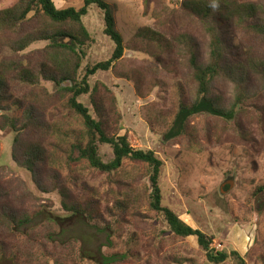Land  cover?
Wrapping results in <instances>:
<instances>
[{
	"label": "rangeland",
	"instance_id": "1",
	"mask_svg": "<svg viewBox=\"0 0 264 264\" xmlns=\"http://www.w3.org/2000/svg\"><path fill=\"white\" fill-rule=\"evenodd\" d=\"M23 1L0 0V10ZM104 1L115 9L126 50L108 71L89 77V93L78 101L103 123L110 136L125 135L132 148L153 151L163 161V206L211 238L215 251H235L246 264H264V193L251 195L257 186L264 185V91L258 78L250 75L251 100L237 116L239 128L234 122L200 114L189 120L185 136L163 141L181 100L180 93L189 96L195 86L187 67V47L180 38L193 39L203 63L208 37L195 20L182 12V0ZM243 1L264 9V0ZM52 2L57 9H78L83 0ZM81 20L91 42L84 49L79 78L87 67L108 60L114 49L113 42L103 34V14L96 5H90ZM47 25L44 16L34 12L16 29L0 23V73L7 92L0 104V206L31 217L37 212L65 215L60 195L50 187L49 177L55 174L67 191L68 202L97 203L99 226L110 229L98 231L76 218L57 228L41 214L28 225L36 227L33 243L19 234L1 236L6 252L19 251L21 264H27L28 256L30 264H53L41 258L43 251L59 264H91L78 260L80 251L97 256L126 254L127 260L119 264H212L195 237H175L161 214L148 210L143 200L133 216L120 214L119 221L106 213L123 195H144L148 191L146 165L125 160L119 171L107 175L89 169L85 162L66 166L49 159L55 153L57 132L82 127L81 120L65 109L50 81L38 77L30 85L18 80L21 70L36 72L40 64L46 63L47 41H36L20 51L17 46L24 36ZM144 30L159 32L172 45L161 51L149 50L148 45H155L145 37L148 33ZM225 38L233 41L229 60L244 62L250 56L264 61V42L255 34L232 27ZM233 91L229 81L220 79L213 82L211 94L228 105ZM28 114L33 118L26 126ZM5 118L15 121V129L4 125ZM16 136L19 147L14 146ZM33 144L43 150L44 157L30 171L14 159L13 153L19 158L25 146ZM60 153L61 149L56 152L58 156ZM99 155L103 162L113 157L108 145L99 146ZM52 230L57 233L54 239L58 243L50 246L43 237ZM70 237L76 241L68 245ZM32 257L38 261H32ZM221 264L238 263L229 256Z\"/></svg>",
	"mask_w": 264,
	"mask_h": 264
},
{
	"label": "trees",
	"instance_id": "2",
	"mask_svg": "<svg viewBox=\"0 0 264 264\" xmlns=\"http://www.w3.org/2000/svg\"><path fill=\"white\" fill-rule=\"evenodd\" d=\"M90 5H96L102 12L103 34L113 42L114 49L108 60L87 67L85 74L79 78L78 70L85 57L84 49L91 42V37L81 19L86 15ZM180 7L185 15L198 23L206 38L208 37L207 59L203 63L199 61L197 44L192 38L188 36L180 38L187 47V67L195 86L189 96L180 93L181 100L178 101L177 110L170 126L162 136L163 141H171L185 136L189 120L200 114L219 118L226 123L234 122L239 128L237 116L245 110L246 101L251 100L249 96L251 74L258 78L261 90L264 91V61L250 56L244 62L229 60L233 41L227 42L225 38L227 34L229 35V30L234 27L245 29L264 42V9L252 3H245L243 0H182ZM31 12L43 15L48 25L41 31L24 36L18 44L17 50L26 49L36 41H47L46 63L40 64L36 72L28 69L21 70L18 80L30 85H34L38 77H44L46 81H50L55 87L56 95L64 102L65 109L81 120L82 127L81 130L70 129L65 133L57 132L58 137L54 145L55 153L51 154L49 159L66 166L85 162L89 169L107 175L119 171L125 160L146 165L149 171L148 191L144 195L127 193L114 200L113 209L106 210L110 218L119 221L120 214L132 213L133 216L139 210V201L143 200L148 210L161 214L168 229L175 237H195L208 262L221 264L231 256L238 264H246L235 251L230 254L215 251L211 248V238L200 230L185 224L172 210L162 205L160 176L164 164L153 151L132 148L125 135L110 136L103 123L94 119L88 109L78 101L82 95L89 93L88 79L90 76L98 71H108L124 56L126 47L116 25L113 5L104 0H83L82 6L78 9L71 7L57 9L52 0H25L13 7L1 9L0 23L12 29L19 28ZM144 31L148 33L145 37L155 45V47L148 45L149 50L161 51L172 45V42H168L170 40L162 37L159 32ZM220 79L229 81L233 86V98L228 105H223L211 94L213 82ZM179 90L182 91L181 88ZM6 93V80L0 73V104L6 97ZM92 102L94 103V101ZM32 118L28 114L26 126L30 125ZM4 125L15 129L16 123L13 119L5 118ZM238 134L247 137L242 132H238ZM100 145H108L111 148L113 157L109 162L102 161L99 155ZM14 146H20L17 136L14 139ZM60 149L62 153L58 156L56 152H60ZM22 152L23 154L19 158L14 152L13 157L21 166L30 171H33L36 162L44 157L43 150L36 144L25 146ZM49 179L51 190L57 191L60 195L61 207L66 214L59 216L37 212L31 217L27 214H17L7 206H0V264H21L19 261L20 252L8 254L1 236L3 234L9 236L19 234L26 238L28 243H33L32 237L36 227L28 225L33 221V218L41 214L46 217L48 223L54 224L57 228H60V224L76 218L98 231L110 229L109 226H99L97 203L92 201L85 204L69 203L67 191L61 187L58 177L53 174ZM262 193H264V185L257 186L251 195L257 197V194ZM56 234V231H49L43 240L50 246L54 243L57 244L58 241L54 239ZM68 239H72L69 240L68 245L76 241L74 237ZM61 245L64 246V244ZM42 247L44 248V246ZM41 258H44L46 263L53 261V264H59L56 258H52L45 251L41 253ZM77 258L81 262L91 264H119L127 260L128 257L124 253H113L108 256L99 254L97 256L80 251ZM26 261L27 264H30L29 256ZM32 261L38 260H34L32 257Z\"/></svg>",
	"mask_w": 264,
	"mask_h": 264
}]
</instances>
